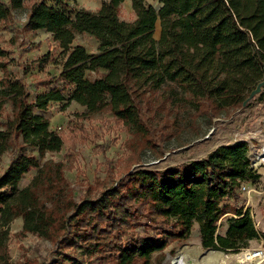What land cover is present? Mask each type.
<instances>
[{"label":"trees","instance_id":"trees-1","mask_svg":"<svg viewBox=\"0 0 264 264\" xmlns=\"http://www.w3.org/2000/svg\"><path fill=\"white\" fill-rule=\"evenodd\" d=\"M67 1L31 4L26 23L30 31L51 34L61 49V89L31 100L21 77L0 80V160L13 152L0 173V264L9 263V227L19 217L23 233L53 245L56 258L41 264H155L156 254L170 241L189 239L195 224L205 249L238 252L259 240L242 201V188L260 179L247 142L221 145L205 158L165 170H137L98 196L86 192L77 200L62 191L64 166L57 164L52 176L41 163L60 152L64 140L35 110L74 102L87 115L108 110L132 135L146 136L149 122L139 101L147 96L159 94L170 115L176 110L172 100H185L197 112L207 102L215 118L243 106L264 81V0H160L158 9L131 0L132 22L119 17L125 0L75 13ZM24 5L25 0H0V24ZM83 34L97 40L96 53L74 44ZM5 56L0 49V58ZM259 97L264 99V87ZM7 106L11 114L4 117ZM37 168L39 175L21 188L24 176ZM225 218L227 229L218 233Z\"/></svg>","mask_w":264,"mask_h":264},{"label":"rangeland","instance_id":"rangeland-1","mask_svg":"<svg viewBox=\"0 0 264 264\" xmlns=\"http://www.w3.org/2000/svg\"><path fill=\"white\" fill-rule=\"evenodd\" d=\"M6 2V0H1ZM40 0H25L24 8L13 13L10 21L0 24V49L6 56L0 58V80L8 75L21 77L28 87L31 100L38 93L58 91L61 72V49L45 31H30L26 27L28 8ZM108 0L67 1V9L75 13L80 9L97 12ZM149 5L160 7V0H147ZM119 17L126 22L135 20V13L128 2H124ZM160 36L157 26L156 38ZM75 45H82L89 53H96L98 42L83 34L77 36ZM47 56V58H46ZM47 59V62L45 61ZM90 79L96 74L89 73ZM68 99L70 92H64ZM67 102V101H66ZM52 102L46 111L35 113L49 120L50 129L58 132L64 140L62 150L46 155L44 160L35 149L28 152L38 157L42 165L48 164L52 176L56 165L62 164L61 187L67 197L88 193L96 197L116 180L140 169L165 170L169 167L205 158L221 145L247 142L250 158L260 179L246 185L243 191L244 210L249 209L260 234L259 240L238 252L205 249L198 225L193 227L187 240L170 241L166 249L156 254L155 264H201L209 259L217 264H264V99L256 95L245 105L226 109L218 117L213 116L209 103H203L199 112L185 100H172L174 115L168 113V103L160 95L145 97L139 101L142 113L149 122L146 136L132 135L110 111L87 115L86 108L77 103ZM11 114L7 106L4 117ZM13 152L0 160V173L10 163ZM41 168L32 169L21 182L28 186L40 173ZM79 197H77L78 200ZM227 218L219 223L218 233L224 234ZM23 219H15L9 227L8 264H41L55 259L53 245L49 240L30 233H23ZM74 255L75 250L68 249ZM82 252L81 249L76 251ZM80 254V253H79ZM257 254L255 258L246 256ZM248 260H247V259Z\"/></svg>","mask_w":264,"mask_h":264},{"label":"bare ground","instance_id":"bare-ground-1","mask_svg":"<svg viewBox=\"0 0 264 264\" xmlns=\"http://www.w3.org/2000/svg\"><path fill=\"white\" fill-rule=\"evenodd\" d=\"M257 256V254H252V255H248V256H246L248 259H253V258H255ZM246 258V259H247ZM179 259H180V257H177V258H175V260H174V262H173V264H179ZM247 259V260H248ZM201 264H217L216 263V260H214V258L212 259H209L208 261H206L205 263H201Z\"/></svg>","mask_w":264,"mask_h":264},{"label":"water","instance_id":"water-1","mask_svg":"<svg viewBox=\"0 0 264 264\" xmlns=\"http://www.w3.org/2000/svg\"><path fill=\"white\" fill-rule=\"evenodd\" d=\"M263 87H264V81L261 82L260 84H258L257 88L251 93V95H250V97H249L248 100H251V99H253L256 95H258V94L262 91ZM245 104H246V103H245ZM245 104H244V105H245Z\"/></svg>","mask_w":264,"mask_h":264},{"label":"crops","instance_id":"crops-1","mask_svg":"<svg viewBox=\"0 0 264 264\" xmlns=\"http://www.w3.org/2000/svg\"><path fill=\"white\" fill-rule=\"evenodd\" d=\"M109 1V0H108ZM124 2H128L132 6V1L131 0H125ZM93 53V52H92Z\"/></svg>","mask_w":264,"mask_h":264},{"label":"built area","instance_id":"built-area-1","mask_svg":"<svg viewBox=\"0 0 264 264\" xmlns=\"http://www.w3.org/2000/svg\"><path fill=\"white\" fill-rule=\"evenodd\" d=\"M245 189H246V188H245V186H244V187L242 188V191H245Z\"/></svg>","mask_w":264,"mask_h":264}]
</instances>
